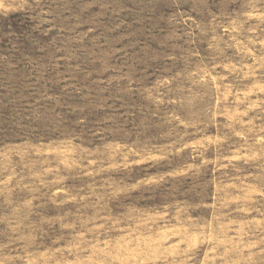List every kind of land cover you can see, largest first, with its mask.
Instances as JSON below:
<instances>
[{
  "label": "rangeland",
  "instance_id": "obj_1",
  "mask_svg": "<svg viewBox=\"0 0 264 264\" xmlns=\"http://www.w3.org/2000/svg\"><path fill=\"white\" fill-rule=\"evenodd\" d=\"M0 264H264V0H0Z\"/></svg>",
  "mask_w": 264,
  "mask_h": 264
}]
</instances>
